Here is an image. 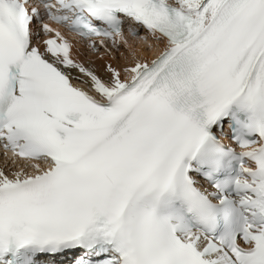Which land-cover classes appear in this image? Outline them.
Wrapping results in <instances>:
<instances>
[{
    "label": "snow or ice",
    "instance_id": "6c2138e0",
    "mask_svg": "<svg viewBox=\"0 0 264 264\" xmlns=\"http://www.w3.org/2000/svg\"><path fill=\"white\" fill-rule=\"evenodd\" d=\"M0 148V264H264V0H0Z\"/></svg>",
    "mask_w": 264,
    "mask_h": 264
},
{
    "label": "bare ground",
    "instance_id": "6f19581e",
    "mask_svg": "<svg viewBox=\"0 0 264 264\" xmlns=\"http://www.w3.org/2000/svg\"><path fill=\"white\" fill-rule=\"evenodd\" d=\"M128 39L129 44L132 45L133 44L136 45V48L140 49V53H139V58L141 59H151L152 58V53H148L147 57H145V55L143 54V48L141 47L140 43L136 40H134L133 38H127ZM119 50V51H118ZM112 49V54L109 56L105 55L104 53H99L97 55H90V54H86V53H74V59L79 60L81 63H84L85 65L91 64L93 67H95L98 71H101L102 74V66L105 65L106 63H111V64H115L118 66H124L126 63H130L132 62V59L130 57L126 56V53H124L123 49ZM117 51V53H116ZM123 53V56L121 55ZM129 55L130 52H129ZM117 57H119L117 59ZM130 59V60H129Z\"/></svg>",
    "mask_w": 264,
    "mask_h": 264
},
{
    "label": "rangeland",
    "instance_id": "374dc122",
    "mask_svg": "<svg viewBox=\"0 0 264 264\" xmlns=\"http://www.w3.org/2000/svg\"><path fill=\"white\" fill-rule=\"evenodd\" d=\"M133 48H136V45H135V44H133ZM119 49H123L124 53H126V56H127V57H130V58L132 59V55H129V50L126 49V48L123 46L122 43L120 44ZM118 51H119V50H118ZM116 53H117V51H116ZM105 55H106V54H105ZM138 55H139V54H138ZM107 56L110 57V55H107ZM118 58H119V57H117V59H118ZM129 60H130V59H129ZM113 66H118V65H115V64L113 63Z\"/></svg>",
    "mask_w": 264,
    "mask_h": 264
}]
</instances>
